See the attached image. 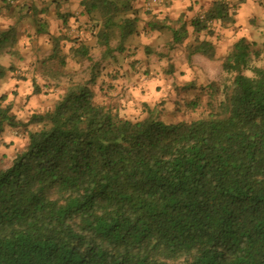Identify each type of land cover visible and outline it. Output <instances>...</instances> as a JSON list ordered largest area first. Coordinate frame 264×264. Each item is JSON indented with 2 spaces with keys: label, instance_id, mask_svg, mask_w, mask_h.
Masks as SVG:
<instances>
[{
  "label": "trees",
  "instance_id": "1",
  "mask_svg": "<svg viewBox=\"0 0 264 264\" xmlns=\"http://www.w3.org/2000/svg\"><path fill=\"white\" fill-rule=\"evenodd\" d=\"M13 1L0 0V10ZM36 1L44 2L34 0L29 19L51 45L48 83L66 87L26 120L0 94V137L7 128L24 137L0 155V264H264L263 47L245 36L232 43L220 78L186 103L195 117L165 122L154 108L131 118L96 88L104 62L116 63L140 34L138 0H80L99 59L89 38L70 34L82 29L78 12L50 1L62 25L53 34ZM235 8L215 1L193 19L194 32L228 27ZM21 21L0 25V53L18 42ZM171 34L172 44L187 38L183 25ZM188 47L189 58L215 59L208 41ZM6 71L0 64V81Z\"/></svg>",
  "mask_w": 264,
  "mask_h": 264
},
{
  "label": "rangeland",
  "instance_id": "2",
  "mask_svg": "<svg viewBox=\"0 0 264 264\" xmlns=\"http://www.w3.org/2000/svg\"><path fill=\"white\" fill-rule=\"evenodd\" d=\"M43 1V3L36 1L40 11L38 17L48 22L51 33L59 34L58 31L62 25L57 18L54 5L50 3L52 0ZM33 3L34 0H15L13 7L6 12L0 10V14L2 13L0 25L3 27L9 23L15 25V19H22L18 26V42L13 47H6L0 53V64L7 69L5 77L0 81V94L8 96L14 105L13 113L21 120L28 119L32 112H44L50 108L66 87L64 79L59 87L49 84L54 82L52 78L55 73L49 63L43 64V60L50 54L51 45L47 43L46 36L36 34L34 25L29 19L33 11L28 8ZM79 3L80 0H60V9L63 13L78 12L77 17L80 21L77 25L82 29L77 30L74 26L70 34L75 37L81 36L84 39L89 38V43L92 45V56L94 59H99L100 47L96 44L95 38L90 37L86 32L88 19L80 15ZM46 4L50 7L48 8ZM67 5L69 7H66ZM250 6L251 9L247 16L249 20H245L246 26L242 34L249 41L254 42L257 47L262 46L264 49V0L254 1ZM1 7L3 3L0 2ZM142 7V0L136 1L135 8L140 9L141 16L144 12L147 15V11ZM44 8L48 10L45 14H43ZM146 17H141L140 34L128 41L132 48H128L127 44L126 54L115 53L116 63H110L108 60L104 62L106 67L96 88L98 100L113 104L115 108L117 107L131 118H141L147 114L148 109L154 108L162 110L160 119L165 122L195 117V113L188 111L186 103L200 94L199 86L220 78L222 75L221 61L232 46L231 39L237 40L240 37L235 34V28H232L227 36L218 32L219 45L217 44V47L220 56L209 63L200 56L188 57L187 46L191 43L184 42L175 47L169 40L171 33L150 30L147 26L149 19ZM115 42L116 39L111 42L112 46ZM261 58L258 63L264 62V54ZM69 67L71 68V63ZM186 77L190 78L189 81H181ZM33 82L41 89L40 93L34 94ZM131 83L135 84V94L127 98L124 93L129 90L128 87H132ZM99 87L102 89L100 90ZM23 142L21 128H7L0 137V155L20 148Z\"/></svg>",
  "mask_w": 264,
  "mask_h": 264
},
{
  "label": "crops",
  "instance_id": "3",
  "mask_svg": "<svg viewBox=\"0 0 264 264\" xmlns=\"http://www.w3.org/2000/svg\"><path fill=\"white\" fill-rule=\"evenodd\" d=\"M147 0H142V6L144 7V10L147 11L145 15V12L142 13V18L147 16L146 18L149 19L147 26L149 29L156 27H159L158 29L161 30L163 33H172V31L177 30L183 26H185V29L187 31V38L185 39V43H193L196 39L200 41H208L214 47L216 48V54L215 59L209 60L206 57L200 55V54H194L190 58H193V56H200L207 60V62L211 63L212 61H215L220 56L219 49L217 47V44L219 45L218 41V32L225 34L226 36L229 35L230 30L235 28L236 32L235 34L239 37L243 36V31L245 28V20L248 21L247 18L249 9H251V4L254 3V1H263V0H243L242 3H239L240 0H226L230 4L236 5V14L234 16L235 22L231 25H228V27H218L216 26L214 29L211 28V31H213V35H209L208 31H201L199 33H195L194 29L191 25L193 19L199 14L207 11L212 4L217 0H160L157 4H152L149 7L145 6ZM140 2V1H139ZM66 7H69L68 5ZM142 7V8H143ZM178 20V22H177ZM248 24V23H247ZM157 30V28H155ZM153 32V31H152ZM168 39V35H166ZM171 42L173 40L172 34L169 39ZM236 41L235 38L231 39V45L232 43ZM190 44V46H191ZM173 46H177L176 44H173ZM189 46V44H188ZM187 46V48H189ZM103 76V74H102ZM189 77H186L184 80L181 81H189ZM193 79V78H192ZM194 81V80H193ZM135 84L131 83L132 87H128L129 90L126 91L124 94H126L127 98H130V96L135 94ZM155 85V84H154ZM106 86V85H105ZM103 86V87H105ZM150 87V86H148ZM100 88V87H99ZM98 88V89H99ZM102 87L100 88V90ZM105 91V90H104ZM133 100V99H132ZM134 101V100H133Z\"/></svg>",
  "mask_w": 264,
  "mask_h": 264
},
{
  "label": "built area",
  "instance_id": "4",
  "mask_svg": "<svg viewBox=\"0 0 264 264\" xmlns=\"http://www.w3.org/2000/svg\"><path fill=\"white\" fill-rule=\"evenodd\" d=\"M160 2V0H147L146 1V3H145V6L146 7H149L150 5H152V4H157V3H159ZM202 16H200V18H201Z\"/></svg>",
  "mask_w": 264,
  "mask_h": 264
}]
</instances>
